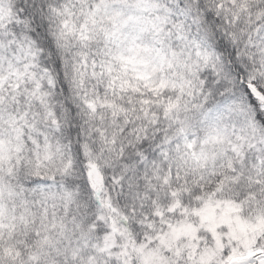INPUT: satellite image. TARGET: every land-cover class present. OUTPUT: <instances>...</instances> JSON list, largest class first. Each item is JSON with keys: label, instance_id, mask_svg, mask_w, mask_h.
I'll return each instance as SVG.
<instances>
[{"label": "snow or ice", "instance_id": "1", "mask_svg": "<svg viewBox=\"0 0 264 264\" xmlns=\"http://www.w3.org/2000/svg\"><path fill=\"white\" fill-rule=\"evenodd\" d=\"M0 264H264V0H0Z\"/></svg>", "mask_w": 264, "mask_h": 264}]
</instances>
